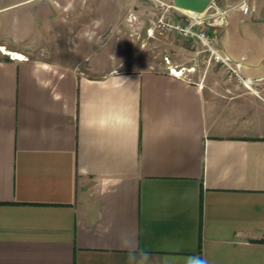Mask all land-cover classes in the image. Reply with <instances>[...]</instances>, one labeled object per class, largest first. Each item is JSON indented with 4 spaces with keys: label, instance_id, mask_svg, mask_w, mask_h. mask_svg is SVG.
<instances>
[{
    "label": "crops",
    "instance_id": "0c3cea01",
    "mask_svg": "<svg viewBox=\"0 0 264 264\" xmlns=\"http://www.w3.org/2000/svg\"><path fill=\"white\" fill-rule=\"evenodd\" d=\"M240 1L212 0L206 28L252 90L209 58L82 75L83 36L29 50L58 0H0V47L24 57L0 54V264H264V0Z\"/></svg>",
    "mask_w": 264,
    "mask_h": 264
},
{
    "label": "rangeland",
    "instance_id": "374dc122",
    "mask_svg": "<svg viewBox=\"0 0 264 264\" xmlns=\"http://www.w3.org/2000/svg\"><path fill=\"white\" fill-rule=\"evenodd\" d=\"M58 1L61 7H57L54 16L57 30L45 32L44 43L29 49L34 56L53 59L58 53L69 50L74 42L78 44L83 36L81 53L84 60L71 65L85 76L101 71L108 73L113 69H155L166 66V58L171 67L183 69V74L192 68L203 69L206 66L209 54L200 44L172 30H163L161 33L155 30L152 36L147 34L158 23L187 22L188 14L174 7L171 0ZM63 6L67 10L61 9ZM97 7L100 14L95 12ZM96 21H101L99 26ZM0 51L1 56L6 54L1 47Z\"/></svg>",
    "mask_w": 264,
    "mask_h": 264
},
{
    "label": "built area",
    "instance_id": "2783aa9c",
    "mask_svg": "<svg viewBox=\"0 0 264 264\" xmlns=\"http://www.w3.org/2000/svg\"><path fill=\"white\" fill-rule=\"evenodd\" d=\"M237 8L242 14H248L252 11L253 7L249 4L248 0H241L239 3L232 7ZM187 22L184 24H156L154 27L147 31L149 36H152L156 31L161 33L163 30H172L182 37L188 38L193 42L200 44L203 50L208 52L209 59L218 62L223 66L226 76L229 79L235 80L242 84L248 90H252L253 80L244 78L241 74V61L232 60L228 55L222 52L218 45V35L215 31H209L206 26H224L227 10L219 9V13L209 18H201L199 16H192L188 13ZM24 58V57H23ZM167 70L169 74L175 77H184L183 69H175L169 65L167 58L165 59ZM193 70V68L191 69Z\"/></svg>",
    "mask_w": 264,
    "mask_h": 264
},
{
    "label": "water",
    "instance_id": "95a60500",
    "mask_svg": "<svg viewBox=\"0 0 264 264\" xmlns=\"http://www.w3.org/2000/svg\"><path fill=\"white\" fill-rule=\"evenodd\" d=\"M174 7L186 11L192 16L209 18L219 13L212 0H172Z\"/></svg>",
    "mask_w": 264,
    "mask_h": 264
},
{
    "label": "bare ground",
    "instance_id": "6f19581e",
    "mask_svg": "<svg viewBox=\"0 0 264 264\" xmlns=\"http://www.w3.org/2000/svg\"><path fill=\"white\" fill-rule=\"evenodd\" d=\"M1 50L3 52H5L6 54L11 55L12 58H16V59H21V57L23 58V56L20 53H18V52L7 51L6 49H4L2 47H1Z\"/></svg>",
    "mask_w": 264,
    "mask_h": 264
},
{
    "label": "clouds",
    "instance_id": "9594fccd",
    "mask_svg": "<svg viewBox=\"0 0 264 264\" xmlns=\"http://www.w3.org/2000/svg\"><path fill=\"white\" fill-rule=\"evenodd\" d=\"M95 23L97 24V26H99V24L101 23V21H96ZM124 79H127V78H124Z\"/></svg>",
    "mask_w": 264,
    "mask_h": 264
},
{
    "label": "snow or ice",
    "instance_id": "6c2138e0",
    "mask_svg": "<svg viewBox=\"0 0 264 264\" xmlns=\"http://www.w3.org/2000/svg\"><path fill=\"white\" fill-rule=\"evenodd\" d=\"M21 59H23V58L21 57Z\"/></svg>",
    "mask_w": 264,
    "mask_h": 264
}]
</instances>
